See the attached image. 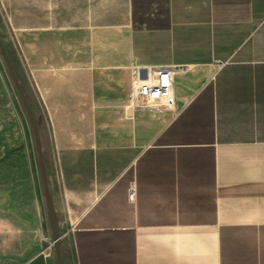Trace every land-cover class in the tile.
<instances>
[{
	"label": "crops",
	"instance_id": "obj_1",
	"mask_svg": "<svg viewBox=\"0 0 264 264\" xmlns=\"http://www.w3.org/2000/svg\"><path fill=\"white\" fill-rule=\"evenodd\" d=\"M80 1L25 27L73 264H264V0ZM148 65L174 109L128 104Z\"/></svg>",
	"mask_w": 264,
	"mask_h": 264
},
{
	"label": "rangeland",
	"instance_id": "obj_2",
	"mask_svg": "<svg viewBox=\"0 0 264 264\" xmlns=\"http://www.w3.org/2000/svg\"><path fill=\"white\" fill-rule=\"evenodd\" d=\"M75 2L0 0V264H73V224L56 217L58 236L52 237L44 206L49 126L26 63L31 29L25 27L41 23L58 4L74 5L72 14L83 5Z\"/></svg>",
	"mask_w": 264,
	"mask_h": 264
},
{
	"label": "built area",
	"instance_id": "obj_3",
	"mask_svg": "<svg viewBox=\"0 0 264 264\" xmlns=\"http://www.w3.org/2000/svg\"><path fill=\"white\" fill-rule=\"evenodd\" d=\"M139 67L131 68L134 85L128 91V104L136 107L174 109L175 94L172 85L174 71L163 65H148L142 70ZM127 193L132 200L135 195V182L131 180Z\"/></svg>",
	"mask_w": 264,
	"mask_h": 264
},
{
	"label": "water",
	"instance_id": "obj_4",
	"mask_svg": "<svg viewBox=\"0 0 264 264\" xmlns=\"http://www.w3.org/2000/svg\"><path fill=\"white\" fill-rule=\"evenodd\" d=\"M33 122V120H32ZM35 136L37 137V134L35 132ZM37 140V139H36ZM38 152L40 153V146H38ZM42 174V189L45 192V203L44 206H46L47 210V216H48V221H50V227L53 230L52 232V237L56 238L58 236L57 234V221H56V213H55V208L52 203V195H51V190H49L48 184H47V174H45L44 169L41 172ZM56 242L58 243V240L56 239Z\"/></svg>",
	"mask_w": 264,
	"mask_h": 264
}]
</instances>
